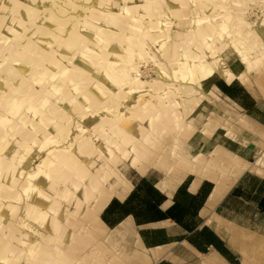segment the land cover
Returning a JSON list of instances; mask_svg holds the SVG:
<instances>
[{
  "label": "bare ground",
  "instance_id": "1",
  "mask_svg": "<svg viewBox=\"0 0 264 264\" xmlns=\"http://www.w3.org/2000/svg\"><path fill=\"white\" fill-rule=\"evenodd\" d=\"M101 1L115 5L98 11ZM179 1L0 0V264H79L82 245L73 242L90 233L85 218L107 229L100 211L130 190L120 163L143 167L139 159L163 128L195 129L191 115L206 96L202 79L216 71L226 83L246 85L253 68L264 66V38L242 12L219 11L226 10L221 0H213L209 14L194 16L189 29L180 21L172 34L164 19L176 14ZM214 39L232 46L247 75L227 64L211 66L215 54L207 45ZM142 63L153 64V76L141 71ZM172 65L186 73L185 82ZM237 124L253 131L246 119ZM214 128L211 120L201 132ZM173 155L162 150L147 161L167 173ZM205 160L218 170L209 178L197 175L195 186L211 180L214 205L252 166L216 148ZM181 169L179 181L189 172ZM140 245L93 262L150 264Z\"/></svg>",
  "mask_w": 264,
  "mask_h": 264
},
{
  "label": "rangeland",
  "instance_id": "2",
  "mask_svg": "<svg viewBox=\"0 0 264 264\" xmlns=\"http://www.w3.org/2000/svg\"><path fill=\"white\" fill-rule=\"evenodd\" d=\"M235 1L236 0H221V4L223 5V7L226 8V10L222 8L223 10L220 9L219 11H226L228 15L242 12L246 17V19L248 20V22L250 23V25L254 29H256L264 38V0H238V2ZM179 3L183 5L180 4L177 5L175 3L177 6L180 7V9L177 7L180 11L178 12L179 14L177 13L178 9L177 11H174L176 12L177 17L175 13L172 12L173 13L172 15V13L170 12L167 14L166 18L164 19L168 23L171 22L172 26L170 30L172 34H174L175 32L174 30L178 28L179 29L182 28V22H184L183 19L184 20L186 19L185 20L186 23L184 24L186 27L184 29L186 28L189 29V27L192 25L191 22L192 19H194V16L195 17L198 15L201 16V14L204 12H207V14H209L211 12L210 9L213 8L215 5L213 0H208L206 3H204L203 6L198 3V0H184L181 2L179 1ZM100 4L103 5L99 7ZM111 4L115 5V1H113V3L111 2L108 5L102 3L101 1V3H99L97 6L98 11H107V9H111L113 7ZM104 6L107 8H105ZM102 7L105 8V10H103ZM105 22L106 21H104V23ZM107 23L111 26L116 27L111 22H106L105 24ZM159 29L160 28H156V30ZM213 41L214 43H209L207 45L208 50H210V52H213V54H215V56L211 58L209 61L212 67L216 69L227 64L235 74H239L240 72L244 71V68L239 62L235 50H233L231 45H229L227 42L220 40L214 39ZM57 48L58 47H56L55 44L53 50L55 51L57 50ZM114 53L118 54L117 51L116 52L114 51ZM47 59L48 58L44 59L43 61L47 63L48 62ZM140 66H141V71L149 70L148 73H151L149 74L150 77L154 75L152 73L155 69L152 70L153 69L152 63H149V65L142 63ZM170 67L174 75L178 74L179 78L180 79L182 78L181 79L182 82H183V78H185L184 82L186 81L187 78L186 73L180 74L179 69L175 65H172ZM263 67L264 66L259 64L258 66H255V69L253 68V70L248 74L246 85L241 84L236 79L232 81L233 83L231 82L235 100L230 99L229 94H227L228 92L224 91L221 88V86L219 87L221 92L215 89L209 92L210 90L208 87L211 81H216L218 85L225 86L224 84L225 81L221 79L220 76H218L216 71L211 73L210 76L202 79L201 86L204 93L206 94V96L202 100L203 109L205 110L204 111L205 115L203 117L201 116L199 117L198 111L195 112L201 106L202 104L201 103L191 115V119H193V124L195 126V129L190 126L185 127V129H188L186 130L188 135L183 130L184 127H180V126H179L180 129L179 128L177 129V126H174L175 128L173 127V130L175 131H172V128H170L171 130L167 128L161 129V134L159 136H156L157 146L156 144L150 146L151 150L148 151L147 154L143 156L142 159H139L137 163V164H142L143 167L138 169L134 165L132 166L127 164V162L120 163L119 170L124 175L125 179L129 183H132L135 182L137 179H139L140 175L141 176L146 175L147 178L152 182L164 181L163 184H166V187L169 188L173 184H175V182H181L183 180L182 179L181 181H179V178L183 175V170L181 168L189 171L184 176H186L187 174H192L193 176L197 177V175L206 174L208 178L211 177L218 170L217 167L218 164L207 162L205 158L208 157L209 152H211L213 149V146H210L204 152L198 153L192 147L193 145L192 142L196 139L210 137L216 131V140L219 141L221 147L232 152L229 153L231 154V157L233 156V159H236L237 157H241L242 160L244 159L243 161L245 163H247L248 165H252L249 169H246L244 171L246 175L244 180V185L249 187L250 190L252 188H257L259 185H261L260 183L264 182V68ZM174 71L176 74L174 73ZM106 82H108L107 79ZM231 83H226V84H231ZM94 93L96 92L94 91ZM130 93H131L130 95H133L132 92ZM137 94H138L137 92H134L133 96ZM176 110L179 115V120L181 119L179 121L181 124L183 123V120L181 117L180 108L176 106ZM240 118L242 120L246 119V121H248V123L251 124L248 125H250L253 131H246L240 129V127H238L237 124ZM211 120L215 125L214 130L210 133V135H206V134L203 135L201 130L204 129L205 124L208 125ZM256 126L258 127L257 129ZM190 128H192L193 130ZM179 130L181 131L180 132L181 134L179 133ZM9 132L12 131L10 130ZM254 132H257L258 134L256 133L254 134ZM258 135L260 137H258ZM193 138L194 140L191 141ZM221 147L217 149L222 150L223 148ZM162 150H164L166 153L174 152V155L172 156L173 159L169 161L170 163L167 165L169 167V171L167 173L162 172L160 170H154L155 168H153L151 164L152 161H154V159L156 158L155 155H162ZM147 158H152V161H147L148 160ZM253 165L256 166L253 167ZM255 168L256 170H254ZM258 171L260 172V174ZM13 182H14V178H13ZM11 195H12L10 197L11 200L9 199L8 200L10 202L12 201L15 202V194H11ZM5 199L6 198H4V200ZM224 214L228 219V221L236 224L233 225L231 223H227L226 226L224 227L225 238H227V248L229 249L228 251L234 254V258H235L234 264H264V218L259 217L255 220L254 218L251 219L244 215L239 216L229 212H225ZM85 216L86 215L84 213L82 217L85 218ZM11 219H8V221L10 222ZM84 222L87 223L88 229L91 230L90 233H88L89 231L88 232L82 231L83 232L82 234L80 232L79 241H77V243L73 242V246L78 244L79 242H80L79 244L82 245V246L80 245L81 250L79 254L81 260L78 259L79 260L78 263L80 262L79 264L83 263L82 260L84 261V259L82 258L85 257H87V259H85L83 264H94V262L95 263L108 262L110 260V259L108 260V258H111L115 254L118 255L119 252L121 251H127L129 248L137 249L135 247H137L138 245L132 243L133 241L129 237L128 233H122L119 230L113 231V230L104 229L103 227L97 225L95 221L90 220L89 217L85 218ZM95 228L96 229L99 228V229L96 231ZM102 228L103 230H101ZM101 231L103 234L101 233ZM88 242L91 243L92 246ZM89 250L91 251V253ZM93 250L94 252H92Z\"/></svg>",
  "mask_w": 264,
  "mask_h": 264
},
{
  "label": "crops",
  "instance_id": "3",
  "mask_svg": "<svg viewBox=\"0 0 264 264\" xmlns=\"http://www.w3.org/2000/svg\"><path fill=\"white\" fill-rule=\"evenodd\" d=\"M232 83L224 82L223 86L211 81L209 92L220 91L221 86L229 98L235 100ZM197 111L199 117L205 115L203 103ZM192 144L198 153L210 146H213L212 151L221 147L216 140V131ZM245 176L243 172L214 205L211 204L214 184L209 179H202L195 186L196 177L187 174L168 191L162 189L166 186L164 181L152 182L146 175H140L130 183V190L124 198H112L107 203L99 218L107 230L128 233L133 244H141L149 251L150 264H234V254L228 251L224 227L227 223L236 224L228 221L224 213L255 220L264 218V182L250 190L244 185Z\"/></svg>",
  "mask_w": 264,
  "mask_h": 264
}]
</instances>
